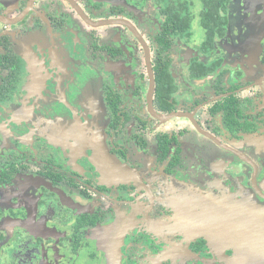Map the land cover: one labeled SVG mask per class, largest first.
Masks as SVG:
<instances>
[{
	"label": "flooded vegetation",
	"instance_id": "af4514ba",
	"mask_svg": "<svg viewBox=\"0 0 264 264\" xmlns=\"http://www.w3.org/2000/svg\"><path fill=\"white\" fill-rule=\"evenodd\" d=\"M229 198L264 205V0H0V264H253Z\"/></svg>",
	"mask_w": 264,
	"mask_h": 264
},
{
	"label": "water",
	"instance_id": "95a60500",
	"mask_svg": "<svg viewBox=\"0 0 264 264\" xmlns=\"http://www.w3.org/2000/svg\"><path fill=\"white\" fill-rule=\"evenodd\" d=\"M100 154L106 161V154ZM213 212V236H223L230 242L241 238L240 251L248 262L264 264V205L233 200L230 210L220 213L215 208Z\"/></svg>",
	"mask_w": 264,
	"mask_h": 264
},
{
	"label": "crops",
	"instance_id": "0c3cea01",
	"mask_svg": "<svg viewBox=\"0 0 264 264\" xmlns=\"http://www.w3.org/2000/svg\"><path fill=\"white\" fill-rule=\"evenodd\" d=\"M233 200L234 201H238L236 199H233V198H229L228 200H226L225 202H220L217 204V201L214 203V206L215 208L220 212V213H224L226 210H230L231 209V204L233 203ZM186 229H189L191 231L190 228H186ZM213 231H214V228H213ZM237 238H235L236 240ZM239 247L238 251H240V245L239 244H235Z\"/></svg>",
	"mask_w": 264,
	"mask_h": 264
},
{
	"label": "rangeland",
	"instance_id": "374dc122",
	"mask_svg": "<svg viewBox=\"0 0 264 264\" xmlns=\"http://www.w3.org/2000/svg\"><path fill=\"white\" fill-rule=\"evenodd\" d=\"M94 142H96V143H97V142H99V140H98V139H96V140H94ZM99 145H100V142H99ZM109 162H111V161H109ZM109 162H108L107 160H106V161H104V163H105L106 165L100 162V166H102V167H103V169H105V171H106V169H109V168H108V166H107V163H109Z\"/></svg>",
	"mask_w": 264,
	"mask_h": 264
},
{
	"label": "trees",
	"instance_id": "16d2710c",
	"mask_svg": "<svg viewBox=\"0 0 264 264\" xmlns=\"http://www.w3.org/2000/svg\"><path fill=\"white\" fill-rule=\"evenodd\" d=\"M223 7H224V4H223ZM217 9H218L217 4H215L213 6L209 5L207 12H215V11H217Z\"/></svg>",
	"mask_w": 264,
	"mask_h": 264
}]
</instances>
